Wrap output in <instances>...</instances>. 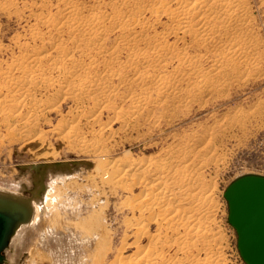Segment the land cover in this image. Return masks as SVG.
Here are the masks:
<instances>
[{
  "label": "rangeland",
  "instance_id": "1",
  "mask_svg": "<svg viewBox=\"0 0 264 264\" xmlns=\"http://www.w3.org/2000/svg\"><path fill=\"white\" fill-rule=\"evenodd\" d=\"M72 1L81 3L87 10L101 9L107 12L106 6L110 2ZM262 1L245 0L250 16L246 30L244 29L246 32H241L245 33L246 37L249 36L248 39L252 35L253 40L246 46L251 50L253 57L246 64L235 66L232 82L227 86H219L223 76L215 73V88L205 97L189 95L186 102L181 104H176L171 99H159L156 103L149 104L135 120H116L111 112L98 111V106L87 99L58 102L61 93H58L55 85L47 91L49 102L46 101L33 109L39 110L36 111L37 114H45L41 117L39 129L35 133L49 143L48 152L51 149L55 152V158L50 160L44 158L48 155L33 158L32 151L23 146L21 139L15 134L6 135L3 125L0 124V187L32 197L36 178L42 176V162L52 163L41 181L47 190V202L41 201L42 214L34 227L24 231L15 229L2 252L5 259L2 264H119V260L123 263L129 258H134L143 252L146 239L158 234L154 218L157 219L160 214V207L153 208L155 203L150 204L149 201L148 207L139 208L137 202L146 188L128 185L126 178L115 182L114 185H108V174L102 175L101 179L94 173L93 168L79 164L80 160L86 159L89 164L95 159L106 162H114L117 159L136 160L139 162V168L131 172L132 176L148 183L153 178L156 163H170V167L167 166L169 170L179 172L181 168L172 167V163L178 158L180 150L185 145L191 150H196L200 145V137L204 134L211 137L218 156L217 160L210 161L203 169L207 188L201 192L211 195L209 206L212 207V213L205 220V225L212 231L211 238L215 234L217 247L200 251L199 257L211 256L214 253L217 259L215 264H244L236 250L235 233L226 220L227 206L222 194L227 185L240 176H264ZM58 2L59 0H14L12 6L0 9L1 69L9 64L13 57L19 55L20 49L15 46L14 40L18 39L31 48L35 46L33 49L43 46L48 48L47 41L51 37L49 32L42 29L43 41L32 42L28 34L29 27L35 21L34 14L55 12ZM141 19L152 23L151 31L155 33L163 32L171 25V21L164 16L156 19L145 13ZM114 36L115 34H109L107 46L114 43ZM54 38L52 36L51 39ZM62 38H66V35ZM226 39L223 37L221 42L215 44V48L203 49L189 45L188 42L185 45L189 47V55L201 57L204 71H207L208 60L214 55L217 57L227 47ZM168 40L174 41L173 38ZM251 44L253 46H249ZM123 56L124 54H121V57ZM176 65L177 62L169 63L166 72L172 71ZM245 70L244 79H241L240 75ZM124 74L130 76L127 72ZM194 80L193 77L185 80L182 87H185L186 83L190 86ZM113 83L110 88L114 90L116 97L112 104L116 111H124L130 107L131 96L137 94V91L118 85L117 81ZM40 94L45 93L41 90ZM182 94L188 95L184 92ZM42 95L40 96L43 97ZM93 95H97V92ZM51 96H54L55 100H52ZM155 96L156 92L152 98ZM56 102L58 109L52 113L46 112V107ZM103 102L101 101L102 104ZM27 111L28 109L23 112L26 114ZM93 113L97 114V123L88 122ZM75 119L80 122L78 131L80 130L82 136L96 143L101 142V153L99 144L94 151L90 150L84 154L78 146L67 149L57 141L51 131L57 126L66 128L69 123H74L71 120ZM34 163L38 166L37 170L30 168ZM55 163H67L71 171L64 169V166L54 167ZM163 175L167 182L168 172L165 171ZM175 193V203L182 208L187 207V203H180L183 194L178 190H175ZM161 220L158 221L163 224ZM138 230L146 232L143 239L135 237ZM167 237L173 238L169 233Z\"/></svg>",
  "mask_w": 264,
  "mask_h": 264
},
{
  "label": "bare ground",
  "instance_id": "2",
  "mask_svg": "<svg viewBox=\"0 0 264 264\" xmlns=\"http://www.w3.org/2000/svg\"><path fill=\"white\" fill-rule=\"evenodd\" d=\"M58 3L55 12L34 14L35 21L29 27L32 42L43 41L42 29L49 32V49L45 46L33 49L35 46L31 48L18 39L14 40L15 46L20 49L19 55L3 69L0 68V124L6 135L15 134L21 139L23 146L32 151L33 158L48 155L44 158L50 160L56 156L53 149L48 152L49 143L35 133L45 114L33 111L35 107L49 102L47 91L55 85L61 93L58 102L87 99L98 106V111L111 112L116 120H135L141 111L159 99H171L181 104L189 95L207 96L215 88V73L223 76L220 87L229 85L235 66L246 64L253 57L247 47L253 40L252 35L248 39L249 36L241 32L246 30L250 16L245 0H110L106 6L108 12L87 10L81 3L72 0H59ZM13 4L14 0H0V9ZM145 13L156 19L164 16L171 21V25L163 32L155 33L151 31L152 23L141 19ZM109 34L116 36L111 46H107ZM63 35L66 38H62ZM52 36L55 38L51 39ZM223 37L228 39L227 47L224 45L226 48L217 57L214 55L208 60L207 71H204L201 57L189 55L186 42L203 49L215 48ZM169 38L174 41L169 42ZM121 54L124 56L121 57ZM172 62H177L176 67L171 73L166 72ZM126 72L130 76L127 77ZM245 72L241 73V79ZM192 77L194 82L182 87L183 82ZM113 81L137 91L131 96L130 107L124 111H116L112 104L116 97L110 88ZM41 90L45 94H40ZM96 92L97 95H93ZM51 99L55 100V97ZM101 101H104L103 104ZM58 102L46 107V112L57 110ZM27 109L25 114L23 111ZM71 121L74 122L69 123L71 126H57L51 131L57 141L67 149L78 146L84 154L94 151L99 144L101 153V142L87 140L78 131L79 120ZM88 122L97 123V114L89 116ZM217 157L211 137L204 134L196 150L187 145L180 150L178 158L172 163V167L181 168L179 172L169 170L170 163H156L155 173L148 183L132 176L131 172L139 168L136 160L106 162L95 159L90 164L86 159L80 160L79 164L93 168L101 179L102 175L108 174V185L126 178L128 185L146 188L137 202L139 208L148 207L149 201L150 204L155 203L153 208L160 207V214L157 219L154 218L158 234L146 239L143 252L123 263L119 260V264H215L214 253L200 258L199 252L216 246L215 234L211 238L212 231L205 225V220L212 213L209 206L211 195L201 192L207 188L203 169ZM42 163V176L36 178L32 197L0 187V207L22 211L25 216L23 222L16 226L20 231L35 226L43 210L41 201L47 202V190L41 181L52 163ZM60 166L71 171L67 163L54 164V167ZM36 167L35 163L30 165L31 169L37 170ZM165 171L169 176L167 182L163 178ZM175 190L183 194L180 203H187V207L182 208L175 203ZM145 233L138 230L135 237L143 239ZM167 233L173 238L169 239Z\"/></svg>",
  "mask_w": 264,
  "mask_h": 264
},
{
  "label": "water",
  "instance_id": "3",
  "mask_svg": "<svg viewBox=\"0 0 264 264\" xmlns=\"http://www.w3.org/2000/svg\"><path fill=\"white\" fill-rule=\"evenodd\" d=\"M227 223L236 236V250L244 264H264V176L247 174L234 179L223 191ZM22 211L0 207V264Z\"/></svg>",
  "mask_w": 264,
  "mask_h": 264
}]
</instances>
